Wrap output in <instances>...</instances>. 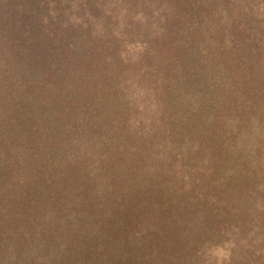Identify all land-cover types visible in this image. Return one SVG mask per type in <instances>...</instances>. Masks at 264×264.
Wrapping results in <instances>:
<instances>
[{"label": "trees", "instance_id": "16d2710c", "mask_svg": "<svg viewBox=\"0 0 264 264\" xmlns=\"http://www.w3.org/2000/svg\"><path fill=\"white\" fill-rule=\"evenodd\" d=\"M209 75L264 115V0H0V264H264L183 134L225 158L182 107Z\"/></svg>", "mask_w": 264, "mask_h": 264}, {"label": "rangeland", "instance_id": "374dc122", "mask_svg": "<svg viewBox=\"0 0 264 264\" xmlns=\"http://www.w3.org/2000/svg\"><path fill=\"white\" fill-rule=\"evenodd\" d=\"M218 81L214 80V76L210 80H195L194 86L189 87L186 92L188 101L185 100L182 107L202 117L207 125L215 126L216 131L212 134H218L217 142L225 153V158L210 157L214 154L211 153V148L215 147L212 136L208 138L200 133L191 135L188 131H183V134L189 136V142H196L201 146L200 164L209 168L212 184L222 187L229 198L235 199L242 209L257 208L262 210L261 216H264V115H258L257 106L256 112L241 115L240 112L245 108L240 109L230 104L229 109L225 108L219 115L217 106L221 104L223 97L217 94L214 87ZM262 106L264 108V103ZM220 121L224 127L219 130ZM189 142L184 146L188 147ZM236 223L235 220L229 222V235L221 239L224 249L217 252L218 258L223 261L228 252L232 251L236 239L233 226ZM242 223L240 220L239 224ZM248 230L249 228L244 229Z\"/></svg>", "mask_w": 264, "mask_h": 264}]
</instances>
